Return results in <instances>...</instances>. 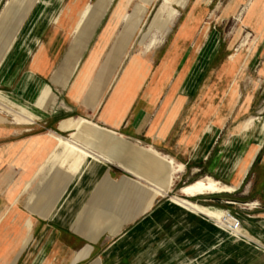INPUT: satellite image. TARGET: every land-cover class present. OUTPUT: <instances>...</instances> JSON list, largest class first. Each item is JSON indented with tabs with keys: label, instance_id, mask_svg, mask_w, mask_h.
Masks as SVG:
<instances>
[{
	"label": "crops",
	"instance_id": "0c3cea01",
	"mask_svg": "<svg viewBox=\"0 0 264 264\" xmlns=\"http://www.w3.org/2000/svg\"><path fill=\"white\" fill-rule=\"evenodd\" d=\"M11 1L0 0V21ZM97 1L32 0L35 8L17 24L12 51L0 64V264H264L262 125L244 126L248 118H264V0L243 16L258 38L255 52L236 62L205 20L214 13L216 22L228 21L248 0H182L179 17L151 51L145 47L157 0H113L79 44L84 52L63 88L53 80L56 71L84 10ZM214 32L218 44L206 43ZM41 85L50 90L43 100ZM25 106L38 117L2 112L24 114ZM76 119L106 128L97 126V144L117 133L145 145L139 151L146 157L137 151L127 160L124 139L113 136L122 150L112 162L126 175L104 173L103 180H113L108 196L89 195L70 223L41 218V206L32 213L23 202L33 182L28 190L27 184L57 148L51 134L77 132V123L66 122ZM167 157L183 171L156 195L151 186L167 178ZM187 174L213 180L220 190L184 197L232 207L192 203L210 217L171 198L161 203L176 175ZM68 191L65 201L75 193ZM229 214L241 222L237 235L217 224Z\"/></svg>",
	"mask_w": 264,
	"mask_h": 264
},
{
	"label": "rangeland",
	"instance_id": "374dc122",
	"mask_svg": "<svg viewBox=\"0 0 264 264\" xmlns=\"http://www.w3.org/2000/svg\"><path fill=\"white\" fill-rule=\"evenodd\" d=\"M112 1L113 0H98L95 4L87 6L84 10L82 18L75 30L73 44L70 50L67 52L66 58L58 67V70L56 71L55 77L53 79L54 82L62 85L63 88L67 85L70 78L76 72L80 63L84 50L82 47H79V44L81 43V41L89 37L90 33L95 27L96 22L98 21L97 18H100L101 14L102 16L104 15ZM180 2H182V0L155 1L153 11L156 10V13L151 23V29L153 28L154 32L151 40L145 47V51H151L155 49L162 42L166 33L169 32L176 19L179 17L180 10L178 8V4H180ZM260 2L261 0H248L247 4H245L241 8L239 13L234 18H231L228 21L216 22V15L214 13L210 16H207L205 20V26L207 28L211 27L212 29H216L220 33V41L226 42V44L230 46L231 50L228 52L227 56L230 57V60L234 59L236 61L238 56L245 58L250 55L251 57L255 52L254 45H257L258 38L254 37L252 33L243 26V16L247 15L249 17ZM104 4H106L105 7ZM34 6L35 5L33 4L32 0H12L7 4L4 10L3 17L0 21V64L3 61V58L10 51H12L13 44L16 41L15 39L17 38V35L15 34L17 24H19V22L23 24L25 21L29 20L28 18L31 16L30 14H32L35 8ZM24 16L25 18H23ZM3 21L5 23L2 28L1 25ZM13 23H15V27ZM209 42L212 44H218V34L216 32L208 37L206 43ZM37 91H39L40 93L41 100L45 99L50 93L49 87H47L46 85L39 86L37 88ZM60 104L61 102L59 101V105ZM6 105L8 106L9 103ZM31 109V107L25 106L24 114H18V111H15L12 108L8 107H2L3 111H1L9 113V115L13 116L14 118L20 116L25 120L33 121L34 118L38 116L35 115ZM78 120L79 119L67 120L66 122L70 121L68 123H77ZM89 122H91V124L80 125L77 132L75 131L73 133L71 132L72 130H68L58 133L57 136H60L67 140H71L79 147L88 148L91 152L94 153L95 157H88L74 150L72 146L68 144H64L59 148H56L53 155L49 157L47 161H45L40 171L36 174L33 181H31L33 182V184L31 183L32 186L31 184L29 185V187L31 186V189L29 190V193L23 198V202H28V200L29 202H31L28 204H31L30 211L32 213H35L37 207L41 206L40 210L37 212L38 216H40L41 218L52 217L63 219V221H65V219H69L67 220V222L69 223L71 222V216L75 219H78L82 214V205L89 195L93 196V198L98 201V197L100 198L107 193L109 194L113 180H103L102 178L103 176H105L104 173L111 172L114 173L117 177L120 174L126 175L123 170L118 168L119 165L114 164L112 161H105V157L103 159L96 158V156L102 155V150L107 148L109 142L114 140L115 138L118 140L124 139V144L127 149V160L135 157L137 151L141 150V148L145 149L146 147L143 144L130 140L129 138H126L124 136H120V134L117 133H115L116 135H108V133H105L107 135L105 137H101L102 140L100 139V144H97L98 134H100L101 130L97 128V126L99 125L93 123L90 120ZM258 122H260L262 125L260 131V142H262L264 140V118H262L261 120H258L254 117L248 118L247 120H245L244 126L245 128L256 127V124H258ZM99 127L103 128L101 126ZM51 135H53L54 137L56 136V134ZM113 136H115V138ZM138 154L146 157V154L144 152L141 153V151H139ZM162 168V164L158 165V171L161 177L163 175ZM203 178L205 177L200 175L191 177L188 174L185 177L180 176V178H177L176 175L172 186L167 189L166 194L159 197L161 203L169 201V198L176 196L190 201V203H195L196 205L205 208L213 207L217 209H224V207H232L231 205L220 203V201L195 202V199H188L186 198L187 196L184 197V195L179 193L181 188L193 184L195 181ZM156 180L157 178H153L150 181ZM29 187H27L26 190H28ZM72 188L75 192L74 195H69L68 199H66L65 201V198H67L69 194L68 189L71 190ZM151 189L154 192V186H151ZM108 194L106 195V197L108 196ZM224 195H228V193L218 194V196L221 197H223ZM56 201H58L59 204L55 207V203H57ZM233 207L238 208V206ZM60 210L62 211V213L60 212ZM94 211L95 210L89 211L88 217L90 220L97 218V211ZM222 217L228 218L229 216Z\"/></svg>",
	"mask_w": 264,
	"mask_h": 264
},
{
	"label": "bare ground",
	"instance_id": "6f19581e",
	"mask_svg": "<svg viewBox=\"0 0 264 264\" xmlns=\"http://www.w3.org/2000/svg\"><path fill=\"white\" fill-rule=\"evenodd\" d=\"M107 2H109V1H107ZM105 5L106 4H104V7H105ZM92 12H93V10H92ZM99 12H101V11H99ZM104 12H105V10H104ZM101 16H102V14H101ZM97 19H99V18H97ZM232 61L233 62H236L234 59H232ZM82 124H91V122H89L87 120H80L79 122H77V125L76 126L79 128V126L82 125ZM94 126H96V125H94ZM54 139L57 142L56 143V147L57 148H59L61 145L68 144V145L72 146V148L74 150H76V151H78V152H80V153H82V154H84V155H86L88 157H93V156L95 157L94 153L91 152L88 148L79 147L74 142H72L71 140L64 139V138H62L60 136H57V137L55 136ZM121 150H122V145L119 142H116V141L112 140V141L109 142V145L107 146V148H105L104 150H102V155L96 156V158L103 159L105 157L104 160L110 162V161H112L114 159L115 156H117L121 152ZM167 160H168V166H169V174H168V176H167L166 179H163V180L158 181V182L155 183V185H154V194H156V195L163 194L162 189L166 185H169L173 181L175 174L183 171V166L181 164H178L177 162H175L170 157H167ZM31 183L32 182H29L27 184V187H29V185ZM219 190H220V188L218 187V184L216 182H214L213 180H210V179H205V180H197L193 184H190L188 186H185V187L181 188L180 191H179V193L182 194V195H184V196H187V197H190L191 198V197H195V196H201V195H204V194L216 193ZM171 199L174 202H176L177 204L183 205V206H185V207L193 210L194 212H202V213H205L208 216H210L209 213L200 210L196 205L190 203L189 201H187L185 199H182V198H179V197H176V196L175 197H172ZM28 203H31V202H29V200H28ZM107 208H108V206H107ZM108 210H107V212H108ZM94 212H96V211H94ZM227 219H228L227 217L217 218V224L219 225V227H222V228H224L225 230H228V231H232L234 234L237 235L238 234L237 230L236 231H233V230H230L228 228L227 224L225 223V220H227Z\"/></svg>",
	"mask_w": 264,
	"mask_h": 264
},
{
	"label": "built area",
	"instance_id": "2783aa9c",
	"mask_svg": "<svg viewBox=\"0 0 264 264\" xmlns=\"http://www.w3.org/2000/svg\"><path fill=\"white\" fill-rule=\"evenodd\" d=\"M230 215V214H229ZM225 223L227 224L228 228L230 230L236 231L241 228V222L236 217L230 215L227 220H225Z\"/></svg>",
	"mask_w": 264,
	"mask_h": 264
}]
</instances>
